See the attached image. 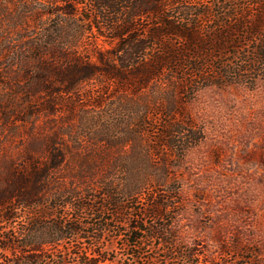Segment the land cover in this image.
Segmentation results:
<instances>
[{
	"label": "trees",
	"instance_id": "1",
	"mask_svg": "<svg viewBox=\"0 0 264 264\" xmlns=\"http://www.w3.org/2000/svg\"><path fill=\"white\" fill-rule=\"evenodd\" d=\"M0 76L10 100L51 115L61 98L73 109L92 81L99 90L90 105L111 106L89 138L104 152L91 148L71 177L84 189L59 182L78 155L58 148L57 132L33 139L18 158H1L0 264H113L97 248L106 232L123 236L129 250L146 240L176 245L180 169L205 134L187 106L203 90L264 85V0H4ZM27 112L10 114L22 123L35 114ZM130 202L145 205L132 219L123 215ZM246 251L248 263L260 264L261 248ZM204 253L178 251L189 264Z\"/></svg>",
	"mask_w": 264,
	"mask_h": 264
},
{
	"label": "rangeland",
	"instance_id": "2",
	"mask_svg": "<svg viewBox=\"0 0 264 264\" xmlns=\"http://www.w3.org/2000/svg\"><path fill=\"white\" fill-rule=\"evenodd\" d=\"M8 1L16 5L27 0ZM3 3L4 0H0V4ZM83 51L80 44L75 53ZM6 78L0 76V160L18 158L33 139L40 140L57 132L61 144L58 148L66 147L71 151L68 152L78 155L58 171L59 182L73 183L79 188L80 180L72 179V174L85 168V156L94 145L90 146V135L98 133L96 126L111 108L107 107L110 101L104 102V107L90 105L97 100L99 90L92 81L82 86V100L73 109L68 105V98H61L51 115L45 111L47 107L10 100V94L2 88ZM27 109L35 114L22 123L10 114L13 112L19 117L23 114L24 118L29 113ZM187 111L196 124L204 128L205 134L204 140L188 152L185 166L180 169L183 205L173 211L179 213L174 230L178 237L176 245L146 240L138 243V249L129 250L123 236L106 232L105 238L109 241H103L104 245L97 248L106 249L115 257L113 264H189L178 251L191 247L197 254L205 251L204 257L198 255L190 261L193 264H250L247 249L254 246L264 251V85L259 83L254 91L241 86L203 90L187 106ZM4 114L11 116L8 122L3 121ZM74 148L77 152L72 151ZM92 150H97L95 154L101 156L103 143ZM96 164L105 165L101 160ZM63 176L66 178L61 180ZM79 185L84 189V185ZM99 193L91 186L89 194L97 197L94 198L96 203L101 202ZM127 208L123 215L132 219L145 205L130 202ZM59 212L70 214L71 210ZM170 217L172 213L165 217L166 222ZM147 222L152 223V218ZM118 228L123 229L122 225ZM132 253L137 259L129 261ZM260 264H264V257Z\"/></svg>",
	"mask_w": 264,
	"mask_h": 264
}]
</instances>
